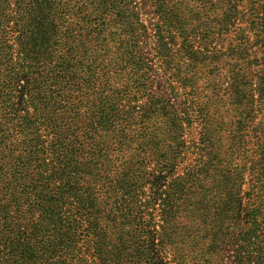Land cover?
<instances>
[{
    "label": "trees",
    "instance_id": "obj_1",
    "mask_svg": "<svg viewBox=\"0 0 264 264\" xmlns=\"http://www.w3.org/2000/svg\"><path fill=\"white\" fill-rule=\"evenodd\" d=\"M169 1L150 0L160 64L162 26L181 34L168 21ZM251 8L258 16L251 25L264 24V0H252ZM209 10L217 31L238 21L237 0H213ZM145 29L134 0H0V264H225L226 258L229 264H264V190L258 203L233 211L242 198L243 174L234 161L242 143L216 145L206 137V122L195 153L206 146L218 155L222 150L219 171L234 184L227 210L244 212L245 231L239 239L213 237L207 257L183 262L172 247L178 225L163 232L173 205L148 210L142 197L148 169L174 167L183 127L169 99L150 89V66L137 46ZM197 39L201 49L213 43L214 54L229 49L216 47L215 36ZM240 78L233 117L253 118L255 88ZM193 169L190 164L171 176L172 189L161 198L190 187Z\"/></svg>",
    "mask_w": 264,
    "mask_h": 264
},
{
    "label": "rangeland",
    "instance_id": "obj_2",
    "mask_svg": "<svg viewBox=\"0 0 264 264\" xmlns=\"http://www.w3.org/2000/svg\"><path fill=\"white\" fill-rule=\"evenodd\" d=\"M134 1L140 20L146 28L137 46L150 66V89L169 99V105L177 110L178 122L183 127L180 135L182 143H179L181 152L174 167L167 164L159 169L152 163L153 166L148 169V181L142 189V197L149 203L148 210H152L153 206L156 209L159 204L165 207L173 205L172 212L164 214L165 231H162L166 235L171 225H178L174 234H171L174 237L172 247L175 258L189 263L201 261V257H207L214 249L210 245L213 237L229 235L239 239L237 235L243 233L246 227L244 212L235 216L231 209L227 210V206H231V203L226 206L228 189L231 185L233 190L234 184L232 179L229 182L228 177L225 179V175L219 171L217 163L222 150L217 149L218 155L209 150V146H206L208 143L203 142L201 147H206L199 154V150L195 153L194 145L200 139L199 127L204 122L208 128L206 137L214 140L216 145L222 147L223 142L237 140L242 143L238 147V158L231 156L234 161L238 160L241 165L239 171L243 174L242 198L235 202L236 208L232 207L233 211H241L262 198L264 182L259 180L258 172L261 155L259 145L264 143V24H254V27L251 25V22L258 21L257 14L251 8L252 0H237L238 21L234 27L227 30L220 28V31H217L218 25H214V13L209 10L213 0H170L165 5L173 13L168 21L176 23L181 34L179 30L166 31L167 28L162 26L163 31L160 33L164 35L162 40L166 42H163L161 54L164 62L160 64L156 56L157 21L150 0ZM172 3L178 5L176 10L170 6ZM213 36L219 39L216 47L229 49L214 54L211 52L213 43L201 45L202 49L198 47L197 37L210 40ZM199 48V54L192 52ZM241 74L244 79H250L255 88L252 93L257 107L253 118L239 112L233 117V109H238L241 102L236 101L241 94L235 95V86L239 89L242 87L237 85L242 81ZM178 79L184 83L178 82ZM199 106L202 108L199 109ZM235 127H238L237 132L229 133ZM196 157L199 159L193 162ZM207 159L212 166L202 165ZM190 164L194 166L191 172V181L194 183L190 187H184L182 193L176 192L172 198L162 199L165 192L172 189L167 186L170 177L181 174ZM226 171L228 173L227 169ZM161 176L163 178L159 179ZM153 212L156 213V210ZM224 248V255L231 253L230 246ZM225 262L229 264L227 258Z\"/></svg>",
    "mask_w": 264,
    "mask_h": 264
}]
</instances>
